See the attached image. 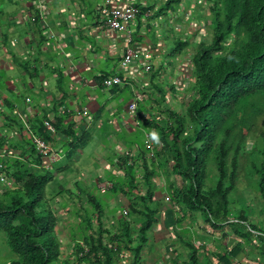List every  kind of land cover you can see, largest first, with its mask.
<instances>
[{
    "label": "trees",
    "instance_id": "obj_1",
    "mask_svg": "<svg viewBox=\"0 0 264 264\" xmlns=\"http://www.w3.org/2000/svg\"><path fill=\"white\" fill-rule=\"evenodd\" d=\"M160 1L163 4L156 14H148L147 24L155 17L175 13L186 3ZM188 1L193 6L192 16L195 8L196 15L205 12L191 19L195 26L209 22L212 39L209 44H195L191 52L188 86L193 95L183 112L166 105L161 108L163 86L154 80L163 64L151 77L150 90L156 94H151L153 102L149 99L139 106L136 118L140 125L133 135L123 138L122 156L116 170L107 176L108 195L124 198L126 216L108 211L94 188H82L79 182L74 187L78 194L72 198L74 194L65 186L67 180L60 183L78 170L56 165L57 170L67 168L68 173L55 182L52 168L35 152L34 138L46 143L53 134L38 123L30 136L15 117L0 113L7 123L2 127L7 135L0 133V176L5 178L0 183V233L15 257L5 264H120L125 256L127 264H143V252H152L149 240L164 205L173 214L175 211V240L165 242L177 243L172 264H211L212 260L213 264H235L242 255L248 262L264 264V0ZM133 4L139 12L138 28L140 18L153 9ZM188 40L176 37L163 60L180 56ZM11 58L17 61L14 54ZM20 66L29 73L28 60ZM167 90L169 95L174 93V84ZM146 108L152 112L142 117ZM11 127L17 128L18 139L9 136L14 130ZM65 131L70 141L62 145L65 152L70 150L65 155L67 162L85 143L70 129ZM146 135L156 143L151 157L144 144ZM132 147L135 157L131 156ZM15 152L18 154L11 155ZM6 156L9 160L5 162ZM240 180L255 194L257 210L237 204ZM58 196H66L64 202L57 203ZM166 198L169 202L165 204ZM63 209L75 222L68 229L72 247L68 256L62 254L58 230L62 219L58 210ZM198 219L217 239L185 228ZM195 241L200 245L196 247ZM207 244L212 248L207 249Z\"/></svg>",
    "mask_w": 264,
    "mask_h": 264
},
{
    "label": "crops",
    "instance_id": "obj_2",
    "mask_svg": "<svg viewBox=\"0 0 264 264\" xmlns=\"http://www.w3.org/2000/svg\"><path fill=\"white\" fill-rule=\"evenodd\" d=\"M102 1L0 0L2 4L0 5V100L3 116L15 117L25 130H29L30 136L32 130L36 129V124H42L44 121L51 123L54 134L46 143L50 154L56 155L59 160L50 163L48 158H43L42 162L47 167L51 168L52 165H58L57 163L66 158L65 155L70 151L68 149L65 152L62 147L67 141L70 142L65 136L67 133L65 130L70 129V132L77 139L79 138L78 140L82 139L85 146L76 149L71 160L64 164L78 170L77 173L66 175V189L70 191V186L76 188L75 183L77 182L86 188L82 184L83 179L89 181L87 188H91L93 183V193L99 196L108 211H115L116 216L120 217L121 210L126 209L124 198L120 195L105 198L109 194V189L100 192L98 186L104 183L110 185L107 176L116 170L115 164H117L118 158L122 156L125 148L122 140L133 135L135 129L140 125L136 118L137 110L140 105L144 106L149 99H153L147 89L151 87V77L158 70L160 64H163V67L161 71H158L154 84L163 80L164 86L173 85L170 81L172 70L168 73V69H172V60L167 57L165 59L167 62H162L163 56L168 55L169 52L165 53L160 40H167V38L166 36L158 37L155 31L153 33L151 31L153 26L159 24L158 21L162 19L161 16L155 17L149 25L141 21L138 28L137 24L135 28H133L134 26L130 27V40H127L126 35L110 34L102 29L100 16L96 12ZM117 1L123 2V0ZM134 2L141 7L146 4V7L149 6L150 9H153V14H156L160 5L163 4L160 0H134ZM13 9H18L14 17L10 13ZM40 11L44 15L43 18L40 17ZM152 11L149 15H152ZM177 15L178 12H175L170 17H176L174 21L177 20L180 23L191 17V15L189 17L181 15L179 18ZM20 21L22 24L17 25ZM161 21L163 22L161 27L168 29L172 27L170 25L167 27L168 23L164 22L165 19ZM18 27L22 29H18ZM142 29L145 34L140 33ZM147 32L149 33L147 34ZM165 32L163 30V33ZM139 33L143 36H139ZM8 44L11 47H8ZM128 46H132L142 54L149 53L153 71L145 74L140 66L135 64L125 75H122L124 86L115 89L113 87V89H103L102 81L118 73L122 55ZM11 54H14L17 61L11 58ZM27 59L29 60V73L26 74L20 63L27 61ZM14 68L19 69L20 72L13 77L8 76L6 72H14ZM4 70L7 71L3 73ZM26 100L29 102L26 103ZM133 102L137 105L134 120L129 118L126 110L127 106ZM150 105L151 103L147 105L148 108ZM150 112L146 108L140 114L142 117H148ZM152 115L154 114L152 113ZM3 124L7 123L1 115L0 133L6 132L2 128ZM11 128L14 130L9 136L15 135L17 138V128ZM90 143L94 145L91 150L94 152L97 168L95 169L97 175L94 179L89 174V172L92 173V170L86 171L82 166L85 163L82 151ZM96 146L102 151L95 150ZM131 150V156L135 157V148L132 147ZM109 151L112 152V155L109 154ZM105 153L110 157H105ZM14 154L17 155L18 153L15 152L11 155ZM7 160H9L8 156H6L5 162ZM66 169L63 171L55 169L57 181L63 179L61 174H57L68 173ZM80 169L83 170L80 171ZM84 172H87L88 178L84 177ZM116 176H121V173ZM73 194L72 196L67 195L75 198L78 192ZM64 200V197L58 196L56 202L61 203ZM71 203L69 201L68 205ZM57 207L60 206H55L54 209ZM167 208L169 209V207ZM65 210L63 209V213ZM163 210L160 214L159 223L153 229L149 240L152 252L147 250L143 252V264H172L177 257L176 254L172 253L177 243L165 244L168 240H175L174 234L177 230H175L174 222L170 224V220L174 219L175 211L173 214L167 209ZM60 212L62 210H58V213ZM163 213H165L166 221L163 220L164 217L162 218ZM67 222L68 225L63 221V226L60 228H69V221ZM196 222L197 226L191 223L185 225V228H188L195 235L217 239L206 225L202 223L203 226L201 227L202 221L196 220ZM68 238L69 235H67ZM59 239L62 244L65 243V247H70V240ZM230 241L233 242L234 240L231 239ZM194 243L196 247L200 245L198 241ZM211 245L207 244V249H211ZM179 257L185 258L184 255ZM246 259L247 257L242 255L234 263L254 264ZM127 260V256L123 257L120 264H127Z\"/></svg>",
    "mask_w": 264,
    "mask_h": 264
},
{
    "label": "rangeland",
    "instance_id": "obj_3",
    "mask_svg": "<svg viewBox=\"0 0 264 264\" xmlns=\"http://www.w3.org/2000/svg\"><path fill=\"white\" fill-rule=\"evenodd\" d=\"M163 1H165V0H163ZM185 1H186V3L181 4L180 7L178 8V10L176 11V13L178 12L177 17H179V18H180L181 15L182 16L185 15V17H188L187 15H189V10H190L191 7H193L192 4H191V1H188V0H185ZM189 4H190V6L188 8ZM201 4L205 5L204 3H201ZM0 5H2L1 2H0ZM17 10L18 9H13V10L10 11V13L12 14V17H14L17 14ZM197 10H198V8H195V11H194L195 15H193L194 17H196L198 15H199V17L205 15V12L202 11V10L199 12L198 15H196L197 14ZM151 13L153 14L154 11H152ZM169 15H171V13H167L166 15H164V16H162L160 18H162L161 20L165 19L164 22L168 23L167 27H168V25H170V26H172L173 29L172 28L168 29V28H165V27H161L163 22L160 20V21H158V23H159L158 25L153 26V28H151V31H152V33L155 31V33L157 34L158 37L166 36L167 40H160L161 41V46H162V48H163V50L165 51L166 54L170 51L169 48H171L173 46L172 40L176 39V37L177 38H181L183 40L189 39L187 41L189 43V45L187 46V48H185L183 50V53L180 56H176V57H172L171 58V60H172L171 61V68L172 69H168V73H170L171 70H172V72L170 74V77L172 78V80L170 78V81H171V83L174 84L175 92L169 95L167 87H165L163 85V80L158 83L159 85L161 84V86H163V87H161V90L164 92V95H165L164 101L162 103L161 108L163 109V106L166 105V106H169V108H172L174 111L181 113V112L184 111L186 103L189 101V99H191V97L193 95L189 91V87L190 86H188V83H190V79H191V75H190L191 71L189 70V64H190L189 58L191 57V52L194 49L195 44L202 43V42L205 43V44H209L211 39H212V36H211V30L207 26L209 24V22H207V21H203V25H200V26L196 25L195 26L193 24V21H192L193 18L192 19L188 18L187 21L180 23V22H177V20L174 21V18H176V17L171 18ZM166 16H168V17H166ZM169 17H170V19H169ZM206 20H208V18ZM142 22L146 23V21H142ZM20 23L22 24V22L20 21V22L17 23V25L20 24ZM135 23H136V21H135ZM133 28H135V25H134ZM18 29H22V28L18 27ZM163 30L166 31V32L163 33ZM134 31H135V29H134ZM140 33L141 34H145V31L142 29L140 31ZM140 33H139V36H143V35H140ZM148 33L149 32H147V34ZM157 39L159 40V38H157ZM165 41H166V43H165ZM8 47H11L10 44H8ZM154 59H155V57H154ZM164 61L165 60H162L163 63H164ZM6 71L4 70L3 73L6 72ZM13 71L14 72H6V73H7L8 76L13 77V76L17 75V73L20 72L19 69H16V68H14ZM183 88H185V89H183ZM147 90H148V93L152 92L149 87H148ZM27 92H29V90H27ZM151 94L154 95V96L156 95L155 93H151ZM27 98L29 99V97H27ZM92 146H94V145L92 143H90L88 145V147H86L82 151L83 159L85 161V163L82 166H83V169H85L86 171L87 170L89 171V169L92 170V173L89 172V174L92 177V179H94L95 175H97V171L95 170L97 168H96L95 159H94L95 155H94V152L91 150ZM247 147H250V146L248 145ZM94 149L95 150L97 149L98 152L102 151L101 148H97V146ZM109 154L112 155V152H110ZM110 155L105 153V157H110ZM57 164H58L57 166H60V167L62 165H64L65 164V158L62 161H59ZM57 166L52 165L51 168H53V169L50 170V173L53 176L54 181L57 178L55 176V174L57 173L55 171V169L58 168ZM68 167L72 168L71 166H68ZM83 169H80V171H82ZM84 173L86 174V176L84 174V177L88 178L87 172H84ZM57 175H60L61 178H64V173H59ZM55 182H57V181H55ZM88 182L89 181H85L83 179V181H82L83 186H86V188H87L88 187ZM63 183H66V179L60 184H63ZM156 183H157V186L161 185L160 181H156ZM65 186H67V185H65ZM237 186H238V190H237V192L235 194V199L237 201V204H244L247 207H250V208H253V209L257 210V203L255 201V194H253L249 189H247L245 187V183L242 180H240V182H239V184ZM92 187L94 188L93 183H92ZM69 189H71L70 191L72 193H75V189H74L73 186H70ZM95 196L99 197L98 195H95ZM64 198H66V196H64ZM105 198H111V196L110 195H106ZM164 208L166 209L167 207L164 205ZM64 212H66V211H64ZM58 215H60V217H62V219L58 223V230L60 231L59 238L67 239L68 229L69 228L65 227V229H63V228H60V227L63 226V221H64V223H66V225H68L67 221H69V227L71 225L75 224V222H74L72 217L71 218L68 217V215H66L63 212L58 213ZM162 218H163V220H165V213L162 214ZM197 221L200 222L201 220L198 219ZM172 223H173V220H170V224H172ZM196 223L197 222L194 221V226H197ZM252 223H255V219L252 220ZM106 224H107L106 226H108L109 222L106 223ZM202 226H203V224L201 222V227ZM207 230H209V229H207ZM67 241H68V239H67ZM71 250H72L71 245H70V247L69 246L65 247V243L63 244V249H62V254L63 255L68 256ZM154 252L156 253V251H154ZM14 258L15 257L10 254V252L8 251V249L5 246L3 234L0 233V264H5L10 259H14Z\"/></svg>",
    "mask_w": 264,
    "mask_h": 264
},
{
    "label": "built area",
    "instance_id": "obj_4",
    "mask_svg": "<svg viewBox=\"0 0 264 264\" xmlns=\"http://www.w3.org/2000/svg\"><path fill=\"white\" fill-rule=\"evenodd\" d=\"M97 14L100 16V23L101 27L104 31L110 33V34H117V35H126L127 40H130V32L129 28L132 27L135 24L136 17L138 15V10L135 8L132 0H123V2H119L117 0H103L100 4V6L96 9ZM40 16H43V13L40 11ZM148 17V15H144V18ZM149 60L150 56L146 54L139 53L138 50H135L132 48V46H129L125 49L122 60L119 65V72L125 73L130 68L137 64L140 66L142 71L144 73L148 72L150 69L149 66ZM122 82L117 77V75L106 78L102 82V88L107 90L113 86H121ZM29 101L26 100V103ZM127 113L129 115V118L134 120L135 118V110H136V104L130 103L127 106ZM3 112L2 102L0 100V113ZM43 126L45 128L46 132H49L51 134H54V129L49 121H44ZM34 146H35V152L37 155L41 156L42 158H48L50 163H55L59 160V158L56 155H51L47 146V143H45L40 138H34ZM144 144L146 148L150 151L149 157L152 156V150L154 149V146L156 145L153 138L146 135L144 138ZM2 159V157H0ZM2 163H0V169H2ZM5 178L3 175L0 176V183H4ZM100 192H105L107 189H110V185L107 183H104L102 185L98 186ZM168 199H165V203H168ZM121 215L126 216V209L121 210ZM82 254L79 255L81 257ZM84 264V263H79ZM238 264V263H236Z\"/></svg>",
    "mask_w": 264,
    "mask_h": 264
},
{
    "label": "clouds",
    "instance_id": "obj_5",
    "mask_svg": "<svg viewBox=\"0 0 264 264\" xmlns=\"http://www.w3.org/2000/svg\"><path fill=\"white\" fill-rule=\"evenodd\" d=\"M133 2H134V0H132ZM163 1V0H162ZM142 8H146V4L145 5H143L142 6ZM147 15L149 14V13H146ZM145 14V15H146ZM171 15H173V13H171ZM189 15H191V12L189 11ZM189 15H187L188 17H189ZM44 16V15H43ZM43 16L41 17V18H43ZM170 16V15H169ZM162 17V16H161ZM147 18V17H146ZM146 18H144V16H143V18H140V22L141 21H146L147 19ZM190 19H191V17H189ZM136 22H137V19H136ZM146 23H147V21H146ZM182 23V22H181ZM134 25H136V23L134 24ZM133 25V26H134ZM172 28V27H171ZM173 29V28H172ZM129 47V46H128ZM140 53V52H139ZM142 54V53H141ZM148 55H149V53H147ZM150 56V55H149ZM122 60V59H121ZM150 60H151V58H150ZM150 60H149V66H150V68H151V64H150ZM189 61H190V58H189ZM119 68V67H118ZM190 68H191V62H190V64H189V70H190ZM142 70V69H141ZM128 72V71H127ZM127 72H125V73H121V72H119V70H118V73L117 74H115V75H117V77H119V79L121 80V82H122V84H121V86H116L117 88H121L122 86H124V80H123V78H122V75H125ZM143 72V71H142ZM150 72V69L148 70V72H146L145 74H148ZM144 73V72H143ZM115 75H113V76H115ZM112 77V76H111ZM109 78V77H108ZM103 82V81H102ZM102 84V83H101ZM102 86V85H101ZM114 87V86H113ZM112 88V87H111ZM110 89V88H109ZM108 90V89H107ZM136 104V103H135ZM136 108H137V105H136ZM155 138V137H154Z\"/></svg>",
    "mask_w": 264,
    "mask_h": 264
}]
</instances>
